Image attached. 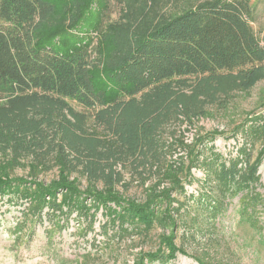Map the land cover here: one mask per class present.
I'll use <instances>...</instances> for the list:
<instances>
[{"label": "trees", "instance_id": "16d2710c", "mask_svg": "<svg viewBox=\"0 0 264 264\" xmlns=\"http://www.w3.org/2000/svg\"><path fill=\"white\" fill-rule=\"evenodd\" d=\"M55 11L51 0H0V198L27 199L25 220H41L45 207L64 216L74 210L89 229L101 210L106 226L116 227L115 237L161 224L157 248L140 253L137 264H171L183 253L173 233V215L183 208L195 206L216 220L235 200L238 220L264 233L258 190L264 114H248L233 127L227 138L241 139L234 156L215 149L224 132L213 129L190 143L175 140L185 153L168 160L174 146L163 135L170 122L204 115L219 96L248 91L264 79V43L252 27L250 0H186L109 67L105 89L95 80L96 47L74 40L75 34L63 32L56 44L42 33ZM127 164L140 177L162 174L171 184L158 189L156 182L144 201L125 197L116 188L122 181L117 166ZM19 165L28 167V177L10 176ZM53 168L56 178L39 179ZM76 173L90 184L81 188ZM93 180L103 188L92 187ZM193 181L197 190L188 193L185 185ZM173 193L183 196L182 203ZM191 212L184 227H201L200 214ZM204 230L213 233L214 227Z\"/></svg>", "mask_w": 264, "mask_h": 264}, {"label": "rangeland", "instance_id": "374dc122", "mask_svg": "<svg viewBox=\"0 0 264 264\" xmlns=\"http://www.w3.org/2000/svg\"><path fill=\"white\" fill-rule=\"evenodd\" d=\"M51 1L55 4L56 11L47 20L42 33L52 43L54 40L55 43L59 41L56 38L63 35V32L75 34L74 40L83 39L90 43L88 48L96 47L92 66L97 85L105 89L108 85L106 74L109 67L134 47L141 34L148 32L170 13L180 10L186 0ZM250 4L253 8L252 27L264 43V0H250ZM68 101L76 110H83L76 102ZM248 114H264V79L257 81L248 91L236 90L228 96H219L216 102L207 105L204 115L170 122L163 130L165 140L174 146L167 152L168 160H178L177 157L185 153L175 140L183 139L190 143L197 134L213 129L224 132L214 140L215 149L224 156H234L241 139L227 136ZM260 145V141L255 143L253 158ZM117 170L122 175L121 184L116 185L117 190L125 197L138 201L145 200L149 188L156 182H160L158 189L171 184L162 174L159 176L146 173L140 177L130 164L125 167L118 165ZM27 171V166L19 165L11 169L9 174L12 177L25 178L28 177ZM192 172L197 179L203 177L200 169H192ZM258 173L261 183L258 190L264 195L263 162L258 167ZM75 175L78 176L81 188L90 184L85 176L80 173ZM56 176L57 170L53 168L41 173L39 179L48 182ZM197 186V182L193 181L186 184L185 188L188 193H195ZM92 187L101 189L103 184L93 180ZM171 196L173 200L176 198L182 203V195L173 193ZM234 201L216 220L204 216L194 206L191 211H198L197 214H200L196 216L202 221L201 227H184L182 221H189L190 215L194 214L191 211L183 208L180 213H174L177 221V227L173 230L174 242L183 253L177 252L171 264H200L196 258L204 264H259V260L248 253L237 255L221 234L225 224L231 225L239 221L235 214ZM173 202L176 207L177 203ZM28 204L25 198H0V264H137L138 255L154 251L159 244L160 234L164 232L163 226L156 224L149 233L136 232L115 237L116 227L111 224L106 226L107 217L101 210L95 214L92 229L87 227L86 221L79 218L74 210L69 216H64L45 207L41 220H25ZM53 214L57 216L56 219ZM260 216L263 223L264 213ZM58 221L62 227L57 225ZM204 226L214 227L213 233L206 232ZM143 263L149 264L144 260Z\"/></svg>", "mask_w": 264, "mask_h": 264}, {"label": "clouds", "instance_id": "9594fccd", "mask_svg": "<svg viewBox=\"0 0 264 264\" xmlns=\"http://www.w3.org/2000/svg\"><path fill=\"white\" fill-rule=\"evenodd\" d=\"M221 234L237 255L248 253L258 259L259 264H264V233L257 232L246 223L236 221L231 225L225 224Z\"/></svg>", "mask_w": 264, "mask_h": 264}]
</instances>
